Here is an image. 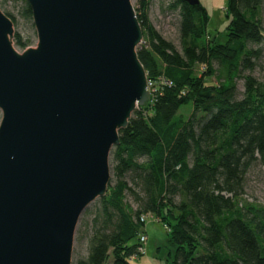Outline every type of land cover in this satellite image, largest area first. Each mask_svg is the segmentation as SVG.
<instances>
[{
  "label": "trees",
  "instance_id": "16d2710c",
  "mask_svg": "<svg viewBox=\"0 0 264 264\" xmlns=\"http://www.w3.org/2000/svg\"><path fill=\"white\" fill-rule=\"evenodd\" d=\"M138 1V57L158 87L119 132L107 194L77 231L88 232L87 254L72 264H132L148 215L169 228L168 264H264V205L241 197L264 162V81L252 73L264 58V0H227L224 43L209 36L201 2L173 0L181 51L151 23L149 0ZM3 2L33 20L27 0ZM13 40L29 46L20 33Z\"/></svg>",
  "mask_w": 264,
  "mask_h": 264
},
{
  "label": "water",
  "instance_id": "95a60500",
  "mask_svg": "<svg viewBox=\"0 0 264 264\" xmlns=\"http://www.w3.org/2000/svg\"><path fill=\"white\" fill-rule=\"evenodd\" d=\"M27 1L38 43L23 52L0 7V264H72L119 132L151 100L143 30L131 0Z\"/></svg>",
  "mask_w": 264,
  "mask_h": 264
},
{
  "label": "rangeland",
  "instance_id": "374dc122",
  "mask_svg": "<svg viewBox=\"0 0 264 264\" xmlns=\"http://www.w3.org/2000/svg\"><path fill=\"white\" fill-rule=\"evenodd\" d=\"M136 10L139 6L138 0H131ZM149 18L155 28L165 37L171 41L178 50L181 51L180 36H179V10L173 11L169 9V6L173 3V0H149ZM200 2L207 8L210 20L208 24L209 36L216 39L218 43H224L226 41V26L229 23L230 18L226 15L227 0H200ZM0 7L5 12L11 13L17 20V24L14 26V34L20 33L23 40L29 41L28 47H35L38 43V36L35 25L32 21L24 18L20 5L15 6L12 3H5L0 0ZM262 17L264 23V5L262 10ZM14 41V40H13ZM15 48L19 52L24 50L14 44ZM217 64H215V67ZM204 69L203 66L200 67ZM253 75L259 80L264 81V58H262L255 69ZM149 91L150 96L157 89V83L150 81ZM212 81H215L212 78ZM242 85V82L239 83ZM151 102V101H150ZM191 107L183 106L178 115L181 113L189 114ZM111 154H110V167ZM242 198L248 202H254L264 205V162L257 163L249 172L245 191L241 195ZM98 199L94 201L87 210L93 212L97 206ZM85 212L82 214L75 233L73 257L74 261L79 256H86L87 254V235L88 232L85 227L81 228L78 233L81 222L90 219L92 215L84 218ZM146 239L144 242L136 239L139 245L144 249L142 255L133 256L130 259L132 264H168L169 261L174 259L175 245L170 241L169 228L165 226L161 221L157 220L151 215H148L145 220V226L141 229L140 234Z\"/></svg>",
  "mask_w": 264,
  "mask_h": 264
},
{
  "label": "built area",
  "instance_id": "2783aa9c",
  "mask_svg": "<svg viewBox=\"0 0 264 264\" xmlns=\"http://www.w3.org/2000/svg\"><path fill=\"white\" fill-rule=\"evenodd\" d=\"M149 85H150V82L148 81V88H149ZM146 217H147V216H142V217H141V221H145V220H146ZM145 239H146V238H145L144 236L139 235V240H140V241L144 242ZM138 249H139L140 252H143V251H144V249H143V247H142L141 245L139 246Z\"/></svg>",
  "mask_w": 264,
  "mask_h": 264
}]
</instances>
